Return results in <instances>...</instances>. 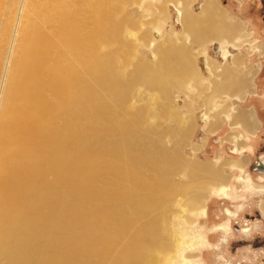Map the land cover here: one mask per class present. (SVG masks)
<instances>
[{
	"label": "bare ground",
	"instance_id": "bare-ground-1",
	"mask_svg": "<svg viewBox=\"0 0 264 264\" xmlns=\"http://www.w3.org/2000/svg\"><path fill=\"white\" fill-rule=\"evenodd\" d=\"M102 1L47 0L49 29L16 57L0 119V264H152L171 249L153 240L173 189L102 97L121 92L114 57L98 50L111 29Z\"/></svg>",
	"mask_w": 264,
	"mask_h": 264
},
{
	"label": "rangeland",
	"instance_id": "rangeland-1",
	"mask_svg": "<svg viewBox=\"0 0 264 264\" xmlns=\"http://www.w3.org/2000/svg\"><path fill=\"white\" fill-rule=\"evenodd\" d=\"M46 1L0 0V119L9 79L17 67L16 57L23 50L24 39L31 32L49 29L48 14H43ZM104 1L106 9L112 12H107L111 14L108 30L111 29L106 31L109 37L98 50L114 57L121 92L119 90L113 98L98 84L94 83V87L99 86L102 97L113 110L130 118L134 130L139 132L136 134L140 145L148 146V158L157 159L153 162L159 166L155 169L156 175L159 177L161 173L173 189V195L171 193L158 209L163 217L161 224L159 222L162 229L153 240L155 245L167 239L170 254L156 252L152 264H183L185 261L190 264H264V216H257L260 205H264V193L259 194L252 184L264 188V178L250 176L248 172L241 176V182L246 181L242 184L237 175L228 180L224 174L228 186L223 187L220 167L215 165L219 160L225 165L230 163V145L227 142L216 144L214 137L205 148L206 136L202 137L199 131L201 83L206 86L200 57L206 55L207 48L193 43V37L195 40L200 37L193 34L192 26L186 21L192 9L199 10L200 0ZM102 2L94 0L96 6ZM262 7L263 3L256 0L251 9H255L254 13L261 9L263 13ZM97 35L102 37L101 33ZM208 49L211 55L213 48ZM214 49L215 52L216 47ZM218 144L222 154L216 158V164L203 161V152L214 151ZM134 207L139 211L138 206ZM153 218L149 216L146 221ZM140 223L141 219H137L134 227ZM242 228L248 229V235ZM125 236L116 240L114 250H109V258L118 255L119 246L123 247L127 239Z\"/></svg>",
	"mask_w": 264,
	"mask_h": 264
},
{
	"label": "crops",
	"instance_id": "crops-1",
	"mask_svg": "<svg viewBox=\"0 0 264 264\" xmlns=\"http://www.w3.org/2000/svg\"><path fill=\"white\" fill-rule=\"evenodd\" d=\"M255 1L200 0L199 10L192 9L186 21L200 37H193V43L207 48L206 55L200 57L206 86L201 83L199 131L206 136L205 148L215 137L216 144L229 143L232 153L229 164L219 160L215 165L220 167L223 187L228 186L224 174L228 180L237 175L240 183L248 172L264 178V0H259L263 13L251 9ZM208 48H213L211 55ZM219 144L214 151H202L203 161L216 164L222 154ZM252 184L259 194L264 193L263 186Z\"/></svg>",
	"mask_w": 264,
	"mask_h": 264
},
{
	"label": "flooded vegetation",
	"instance_id": "flooded-vegetation-1",
	"mask_svg": "<svg viewBox=\"0 0 264 264\" xmlns=\"http://www.w3.org/2000/svg\"><path fill=\"white\" fill-rule=\"evenodd\" d=\"M255 164V163H254ZM257 166L256 165H254V168H256ZM260 167V166H259ZM261 171H264V169H263V167H262V169H261ZM241 203H243L242 201H241ZM242 207V206H241ZM240 207V208H241ZM259 211H260V213L259 214H257V216H264V213H263V211L262 210H260V208L258 209ZM245 216L246 217H249V215L248 214H245ZM247 221H249V220H247ZM244 233V232H243ZM245 234V233H244ZM245 235H248V234H245ZM264 239V238H263ZM238 244V243H237ZM258 245H260V243L258 244ZM254 248H257V247H254ZM258 248H261V246L260 247H258Z\"/></svg>",
	"mask_w": 264,
	"mask_h": 264
},
{
	"label": "water",
	"instance_id": "water-1",
	"mask_svg": "<svg viewBox=\"0 0 264 264\" xmlns=\"http://www.w3.org/2000/svg\"><path fill=\"white\" fill-rule=\"evenodd\" d=\"M256 164H257V166H261L262 164L259 162V160H256V162H255ZM264 167V166H263Z\"/></svg>",
	"mask_w": 264,
	"mask_h": 264
}]
</instances>
